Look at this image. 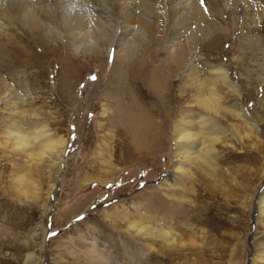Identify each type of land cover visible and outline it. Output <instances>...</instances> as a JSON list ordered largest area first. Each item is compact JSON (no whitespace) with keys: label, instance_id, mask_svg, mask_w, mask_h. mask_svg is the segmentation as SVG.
Returning a JSON list of instances; mask_svg holds the SVG:
<instances>
[{"label":"rangeland","instance_id":"1","mask_svg":"<svg viewBox=\"0 0 264 264\" xmlns=\"http://www.w3.org/2000/svg\"><path fill=\"white\" fill-rule=\"evenodd\" d=\"M213 1L199 0L208 21L191 14L172 21L159 0V19L137 31L126 51L99 44L108 38L96 29L82 43L68 28L54 33L48 25L6 17L0 28V264H264V0ZM0 14L7 16L2 5ZM129 58L133 65L144 61L139 73L125 67ZM173 62L183 65L160 102L144 75ZM206 64L228 71L238 92L222 86L219 93L226 105L241 104L250 126L227 111L214 115L220 138L204 143L202 158L181 159L177 170L173 124L197 110L193 70L202 73ZM124 71L134 97L144 107L155 103L163 118L164 132H146L138 141L141 146L144 139L140 155L111 126L115 121L107 122ZM16 122L25 134L33 123L45 124L51 136L45 144L64 138L59 158L32 156L40 143L19 147ZM138 225L173 234L151 236Z\"/></svg>","mask_w":264,"mask_h":264},{"label":"bare ground","instance_id":"2","mask_svg":"<svg viewBox=\"0 0 264 264\" xmlns=\"http://www.w3.org/2000/svg\"><path fill=\"white\" fill-rule=\"evenodd\" d=\"M161 1L165 6L166 13L170 16L172 21H176L177 19L184 17L186 18V16L190 14L194 16L195 21L209 20L208 17L205 16V9L202 5L200 6L199 0ZM208 1H210L208 2L209 5L215 4L213 0ZM158 2L159 0L156 2L155 0H0V5L6 8L7 15L2 17L0 16V28L7 26L5 23V20H7L6 17L13 19L17 16L29 23L30 26L35 24L37 26L48 25L51 27L50 30L54 31V33L59 29L63 30L68 28V30L73 32L75 38L82 43H87L89 41L88 37H95L93 29H96L98 32H101V38H108L106 39L107 42H105L106 40L101 42L99 39V44L101 43L102 46L108 45L117 48L130 43L132 38L134 39L136 37L137 31H146L148 26L152 24V21L159 19V14L155 12V6ZM230 3V0H224V5ZM209 26L210 25H208V27ZM121 49L125 50V47L123 46ZM6 51L7 50H5V52ZM143 62L136 60V65H133L134 62L132 64V61L129 58L125 67H131V70L133 69L137 74L145 65ZM180 65L183 64H181V62L180 64L173 62L172 66H167L165 69L162 66L163 70L157 66L148 68L146 74L144 75V82L148 85V89H150L149 92L152 97L158 99L160 102L165 100V98L169 95V92L167 91L169 88H167V86L168 83L171 82H168V80L175 74V71L178 70ZM126 71H124L125 74L124 72L120 73L121 75L118 77L119 85L117 87L119 89V96H117L114 100L115 106H113L110 113L111 116L108 118L107 122L110 124V122L115 121L112 123L113 125H110H115L116 128L118 126V130L125 133L124 135L126 137L128 136V141L132 146H135V148L138 149V154L140 155L139 152H141V147L143 148L144 139L141 140V146L140 144L138 145V141H140L141 137L146 132H164L163 118L162 115L157 112H161V109H159L160 107L156 106L155 103H148L150 106L149 108L147 106L144 107V102L141 103L142 101L139 102L138 99L134 97L135 94H132L131 92L133 90L131 89L130 91L129 85L125 82V78L129 74L126 73ZM201 72L202 73H200L199 70L197 72L196 68L193 70V74H195L197 78L195 80L198 84V91L194 97V104L196 105L197 110H189V113H183L180 115L179 120L173 124L176 155L178 158V163L175 164V169L177 170L180 168L179 161L181 159L188 163H192L196 159L202 158L200 157V153L206 146L204 143L208 142L212 144L220 138L223 130L212 119L214 115L219 114L221 111H227L236 118L238 117L246 122L248 121L247 123L250 126L248 115L245 113L241 104L236 101L232 105H226L225 101H223L224 99L222 95L219 93V89L222 86H225L227 90L233 93L238 92L237 87H235L231 79H229L228 71L222 67L206 64ZM133 77L134 75H132V78ZM136 77L137 76L135 75V79ZM190 80L193 81L194 77L192 76ZM130 87L133 88V86ZM165 105L166 103H163V107ZM166 107L167 106L163 108L164 117L168 110L167 109L165 111ZM18 108L23 114L26 111L21 107V104ZM105 112L106 109L104 108V115ZM34 115L37 116L35 112ZM32 125L34 130L25 134L17 129L22 127V124L20 122L15 123L13 129L18 130V132L15 133L18 138L17 145L19 147H26L30 145L34 148L38 146V143H40L37 147L38 150L35 151L31 149L30 154H32V156L39 155L43 158L44 154L53 153L56 158H59L61 147H63L65 139L58 137L56 140L45 144L43 142L46 139L51 138L50 134H47L46 132L47 130L45 128V124L36 122ZM48 135L49 137H47ZM199 147H201V149H198ZM209 156L214 158L213 154L209 153ZM259 202L261 204L260 207L264 209L263 196L259 198ZM136 227H138L139 230L144 229L145 232L151 236L158 234L164 237H171V234H173L171 231L166 232L156 230L155 228L149 226L144 227L143 225H138Z\"/></svg>","mask_w":264,"mask_h":264},{"label":"snow or ice","instance_id":"3","mask_svg":"<svg viewBox=\"0 0 264 264\" xmlns=\"http://www.w3.org/2000/svg\"><path fill=\"white\" fill-rule=\"evenodd\" d=\"M93 79H95V77H93Z\"/></svg>","mask_w":264,"mask_h":264}]
</instances>
